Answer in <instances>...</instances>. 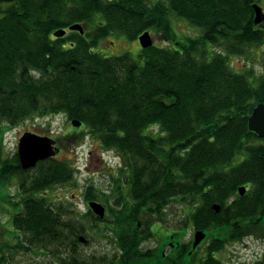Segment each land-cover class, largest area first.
<instances>
[{
    "label": "trees",
    "instance_id": "obj_1",
    "mask_svg": "<svg viewBox=\"0 0 264 264\" xmlns=\"http://www.w3.org/2000/svg\"><path fill=\"white\" fill-rule=\"evenodd\" d=\"M255 1H0V194L13 208L11 231L23 251L48 255L44 264H223L227 244L256 231L264 236V139L247 127L252 106L264 102V73L230 61L263 48ZM172 16L198 34L177 35ZM73 23L87 27L68 30ZM58 29L67 34L55 35ZM144 31L163 32L172 44L141 47L137 57L96 51L110 34L137 39ZM57 115L80 121L52 135L59 145L80 146L88 137L122 162L113 171L127 179L125 196L118 187L83 189L85 200L104 202L103 218L88 208L89 222L72 220L63 202L69 196H50L77 183L75 165L58 154L31 168L17 151L3 155L5 130ZM163 221L168 233L143 246ZM97 222L113 247L84 255V225ZM189 230L206 233L194 249ZM5 246L0 241V253Z\"/></svg>",
    "mask_w": 264,
    "mask_h": 264
},
{
    "label": "rangeland",
    "instance_id": "obj_2",
    "mask_svg": "<svg viewBox=\"0 0 264 264\" xmlns=\"http://www.w3.org/2000/svg\"><path fill=\"white\" fill-rule=\"evenodd\" d=\"M264 0H259L258 3H262ZM172 28L175 30L177 35L187 34L190 36H196L198 31L195 27L189 26L185 21L177 17L172 16L170 19ZM106 39L102 40V45L97 47L98 52L105 56H112L121 54L124 52H129L134 57L138 56L140 45L138 39H127L115 34L109 35ZM153 38L155 43L158 45H171V41L166 38L163 32H154ZM117 45L126 44L119 48H114L111 46V40ZM250 52L247 57H231L230 61L233 62L234 67H248L253 69L255 73H264V47L259 49L255 46L250 47ZM51 121L50 129L47 128V122ZM73 129V126L69 121L65 119L62 115L54 116L53 118H46L45 120H28L19 126L5 130L3 139V155H11L17 151V142L19 136L26 130L34 131L36 133L48 134V135H61L62 133L68 134ZM90 138L86 137L85 141L80 145L71 143L68 147H64L57 155L58 159H64L70 164L75 165L76 173L75 178L77 180L76 185H66L59 187L50 192V196H69V199L63 200L64 203L68 204L73 213L69 214V218L72 220H77L83 218L85 221L89 222V217L85 216V212L88 207L86 205V200L83 198V189L88 184H94L97 188L102 191L109 192L111 179L106 173L105 166L108 163L104 161L99 162V155L101 150L96 146V144L91 145ZM93 149L91 154L88 155V151ZM91 156V164H88L87 158ZM243 158V157H239ZM239 160V159H237ZM120 160L118 158H111L109 161L110 166L115 168L118 167ZM87 167V168H86ZM110 168V167H109ZM10 194L15 193L16 186L11 184L9 186ZM71 198V199H70ZM98 201L104 203L102 200ZM173 206V205H172ZM174 208H180V204H175ZM12 206L3 199L0 194V241L6 243L3 251L0 253V257L3 258L2 264H44L50 260L48 255L38 254V252L23 251L21 247L18 246V239L16 234L11 231L14 230L9 222L10 211H12ZM84 215V216H81ZM160 223V222H159ZM92 224V223H91ZM85 226V235L89 239L88 243L80 245L82 254L91 255L98 254L100 252L111 250L113 245L109 238L105 237V224L104 222H97L95 227ZM168 226L170 224L167 221H163L160 226L152 227L155 232V237H151L143 243L145 247H153L158 241L163 239V236L168 233ZM264 236L259 231H256L253 235L248 236L243 241H235L226 245V248L220 252V258L223 264H253L254 261L264 258ZM193 238V231H188L185 235L186 240H191ZM206 243V242H205ZM205 243L203 245H205Z\"/></svg>",
    "mask_w": 264,
    "mask_h": 264
},
{
    "label": "water",
    "instance_id": "obj_3",
    "mask_svg": "<svg viewBox=\"0 0 264 264\" xmlns=\"http://www.w3.org/2000/svg\"><path fill=\"white\" fill-rule=\"evenodd\" d=\"M0 1H12V0H0ZM255 7V16L254 22L258 23L262 19H264V13L260 6L254 4ZM70 30H77L80 33L83 32V26L80 23H73L68 27ZM54 34L57 36H63L65 34V29H58L54 31ZM139 43L142 47L152 45L153 41L148 31H144L141 35H139ZM71 124L73 126H79L80 121L72 119ZM247 127L250 131L255 133L257 136L264 139V102H259L255 104L250 114L247 117ZM55 139L51 138L48 135H41L32 131H25L18 139L17 143V154L19 158V162L23 168H31L36 165V163L40 160H44L48 157H52L58 151V148L55 147ZM245 186H239L238 191L240 194L245 192ZM88 205L93 213H95L98 217H104L105 208L104 206L95 201L91 200L88 202ZM213 209L218 210L219 205L214 204ZM205 237V232L202 230H196L194 233V240L192 243V247H196V245ZM79 239L85 242V238L80 235Z\"/></svg>",
    "mask_w": 264,
    "mask_h": 264
},
{
    "label": "flooded vegetation",
    "instance_id": "obj_4",
    "mask_svg": "<svg viewBox=\"0 0 264 264\" xmlns=\"http://www.w3.org/2000/svg\"><path fill=\"white\" fill-rule=\"evenodd\" d=\"M260 5V7L262 8V12H264V2H262V3H260L259 4ZM258 27H260V28H262V29H264V20H262L261 22H259L258 23V25H257ZM86 25H84V30L86 29ZM74 31H76V30H74ZM67 34V33H66ZM111 35V34H110ZM187 34H183L182 36H186ZM109 36V35H108ZM108 36H106V38L108 37ZM151 37H152V39H153V43H155V40H154V38H153V35L151 34ZM104 39V38H103ZM114 40L115 39H112L111 40V46H113L114 48H119V47H121V46H124L125 44H126V40H124V44H122V45H117V44H115L114 43ZM69 43V42H68ZM101 43H99L96 47H100L101 45H100ZM175 45H177V44H175ZM141 48V47H140ZM261 52H263V51H261ZM264 53V52H263ZM257 81H255V83H256ZM93 144H96V143H91V145H93ZM56 145H58L59 146V151H58V153L64 148V147H62L61 145H59V143H56ZM93 151V149H90L89 151H88V155L89 154H91V152ZM57 153V154H58ZM87 160H88V164H91V161H92V157L91 156H89L88 158H87ZM98 161L99 162H101V161H103V158L100 156L99 157V159H98ZM87 168V167H86ZM105 169H106V173H107V175L109 176V178L111 179V183H110V187H118V190H124V194H122V195H124L125 196V194L127 193V191H128V183H127V179H125L126 177H122V179H121V181L119 180V178L117 177V174H118V171H113V168H109L108 166H105ZM118 169V168H117ZM113 176H115V177H117V180L114 182V180H113ZM111 189V188H110ZM88 202V201H87ZM253 235V234H252ZM172 244V243H171Z\"/></svg>",
    "mask_w": 264,
    "mask_h": 264
}]
</instances>
